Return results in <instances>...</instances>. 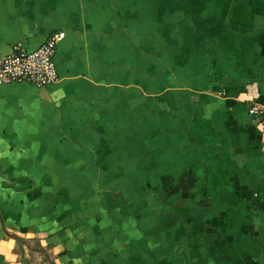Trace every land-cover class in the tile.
Returning a JSON list of instances; mask_svg holds the SVG:
<instances>
[{
	"label": "crops",
	"instance_id": "0c3cea01",
	"mask_svg": "<svg viewBox=\"0 0 264 264\" xmlns=\"http://www.w3.org/2000/svg\"><path fill=\"white\" fill-rule=\"evenodd\" d=\"M57 30L0 81V264L263 256L264 0H0V54Z\"/></svg>",
	"mask_w": 264,
	"mask_h": 264
},
{
	"label": "built area",
	"instance_id": "2783aa9c",
	"mask_svg": "<svg viewBox=\"0 0 264 264\" xmlns=\"http://www.w3.org/2000/svg\"><path fill=\"white\" fill-rule=\"evenodd\" d=\"M65 31L50 33L47 39L35 49H28L20 43L8 54H0V81L3 83H31L39 88L60 81L56 63L58 42ZM250 112L258 116L262 111L252 106Z\"/></svg>",
	"mask_w": 264,
	"mask_h": 264
},
{
	"label": "rangeland",
	"instance_id": "374dc122",
	"mask_svg": "<svg viewBox=\"0 0 264 264\" xmlns=\"http://www.w3.org/2000/svg\"><path fill=\"white\" fill-rule=\"evenodd\" d=\"M151 200L154 201V202H157L158 198L154 197V198H151ZM262 254H263V256H255V255L249 256L250 257L249 259L253 258V260L254 259L255 260L254 261L253 260L249 261L248 264H264V248L262 250Z\"/></svg>",
	"mask_w": 264,
	"mask_h": 264
}]
</instances>
